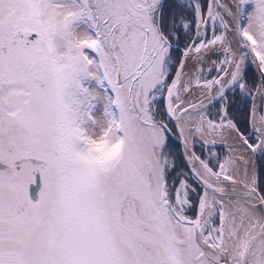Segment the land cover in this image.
<instances>
[{"label":"snow or ice","instance_id":"obj_1","mask_svg":"<svg viewBox=\"0 0 264 264\" xmlns=\"http://www.w3.org/2000/svg\"><path fill=\"white\" fill-rule=\"evenodd\" d=\"M0 264H264V0H0Z\"/></svg>","mask_w":264,"mask_h":264},{"label":"trees","instance_id":"obj_2","mask_svg":"<svg viewBox=\"0 0 264 264\" xmlns=\"http://www.w3.org/2000/svg\"><path fill=\"white\" fill-rule=\"evenodd\" d=\"M222 151V150H221Z\"/></svg>","mask_w":264,"mask_h":264}]
</instances>
